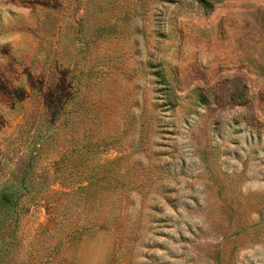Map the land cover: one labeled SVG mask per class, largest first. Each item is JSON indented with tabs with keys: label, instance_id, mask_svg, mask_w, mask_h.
<instances>
[{
	"label": "rangeland",
	"instance_id": "obj_1",
	"mask_svg": "<svg viewBox=\"0 0 264 264\" xmlns=\"http://www.w3.org/2000/svg\"><path fill=\"white\" fill-rule=\"evenodd\" d=\"M0 264H264V0H0Z\"/></svg>",
	"mask_w": 264,
	"mask_h": 264
},
{
	"label": "trees",
	"instance_id": "obj_2",
	"mask_svg": "<svg viewBox=\"0 0 264 264\" xmlns=\"http://www.w3.org/2000/svg\"><path fill=\"white\" fill-rule=\"evenodd\" d=\"M7 190L8 188H3L0 190V209L2 207H6L11 209L10 213H17L16 205L18 204V196L16 199H13V197H15L14 194Z\"/></svg>",
	"mask_w": 264,
	"mask_h": 264
}]
</instances>
